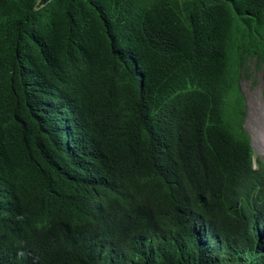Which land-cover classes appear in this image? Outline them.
Instances as JSON below:
<instances>
[{
	"label": "trees",
	"instance_id": "trees-1",
	"mask_svg": "<svg viewBox=\"0 0 264 264\" xmlns=\"http://www.w3.org/2000/svg\"><path fill=\"white\" fill-rule=\"evenodd\" d=\"M263 20L0 0V264H264V164L222 111L235 22Z\"/></svg>",
	"mask_w": 264,
	"mask_h": 264
},
{
	"label": "rangeland",
	"instance_id": "rangeland-1",
	"mask_svg": "<svg viewBox=\"0 0 264 264\" xmlns=\"http://www.w3.org/2000/svg\"><path fill=\"white\" fill-rule=\"evenodd\" d=\"M225 80L224 120L245 131L257 167L256 161L264 164V20L235 22Z\"/></svg>",
	"mask_w": 264,
	"mask_h": 264
}]
</instances>
